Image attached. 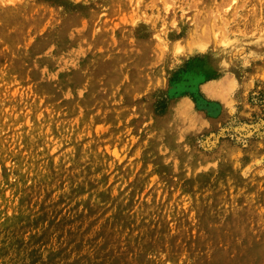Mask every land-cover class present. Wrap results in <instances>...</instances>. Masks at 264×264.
I'll return each instance as SVG.
<instances>
[{
  "label": "rangeland",
  "instance_id": "374dc122",
  "mask_svg": "<svg viewBox=\"0 0 264 264\" xmlns=\"http://www.w3.org/2000/svg\"><path fill=\"white\" fill-rule=\"evenodd\" d=\"M0 264H264V0H0Z\"/></svg>",
  "mask_w": 264,
  "mask_h": 264
},
{
  "label": "bare ground",
  "instance_id": "6f19581e",
  "mask_svg": "<svg viewBox=\"0 0 264 264\" xmlns=\"http://www.w3.org/2000/svg\"><path fill=\"white\" fill-rule=\"evenodd\" d=\"M207 143H209V140H207Z\"/></svg>",
  "mask_w": 264,
  "mask_h": 264
}]
</instances>
